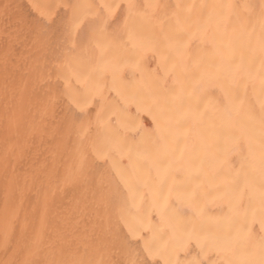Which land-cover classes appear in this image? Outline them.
<instances>
[{"label":"bare ground","instance_id":"6f19581e","mask_svg":"<svg viewBox=\"0 0 264 264\" xmlns=\"http://www.w3.org/2000/svg\"><path fill=\"white\" fill-rule=\"evenodd\" d=\"M262 3L0 0V264H129L159 254L173 264H218L222 253L177 247L168 226L173 198L160 203L166 189L156 162L169 152L187 156L193 145L211 144L209 129L184 125L178 106L164 102L174 81L184 79L179 64L170 62L164 36L174 35L170 25L177 20L196 33L211 13L207 38H240L236 55L252 78L244 96V135L224 174L255 169L258 177L264 159ZM130 13L160 38L155 54L137 57L125 43ZM74 20L79 27L66 39ZM207 51L194 39L189 61ZM116 117L119 128L111 123ZM106 136L118 137L121 147L106 150ZM215 158L209 147V159ZM183 179L176 172L168 183L175 189ZM240 207L249 208L246 194ZM208 212L219 217L227 208L210 206ZM245 220L251 233L241 251L258 262L259 211Z\"/></svg>","mask_w":264,"mask_h":264},{"label":"snow or ice","instance_id":"6c2138e0","mask_svg":"<svg viewBox=\"0 0 264 264\" xmlns=\"http://www.w3.org/2000/svg\"><path fill=\"white\" fill-rule=\"evenodd\" d=\"M129 9L135 5H127ZM155 9L158 5H145ZM212 14L200 26L196 33L190 32L179 20L170 25L172 36H164L170 52V62L179 64L184 73L183 80H175L173 94L164 102L173 110L178 106V118L184 125H199L209 129L211 144L193 145L188 155L167 153L155 164L157 172L164 178V190L161 191V206H167L168 197L173 198L174 207L170 209V231L176 237V245L181 249L188 246L200 248L202 253L209 249L223 254L218 264H264V159L260 162L259 175L255 169L225 175L224 164L235 154L244 135L243 111L246 82L252 78L245 67L242 57H237L236 49L240 38L224 35L219 39L207 38V27ZM79 27L77 20L67 30L66 39ZM123 37L125 43L132 46L135 55L158 50L160 38L148 31L132 17L125 18ZM261 28L264 32V3L261 6ZM163 35V34H161ZM204 45L208 51L204 56L189 61V48L193 40ZM261 64L264 67V38L259 45ZM139 61L137 60V66ZM264 83V74L261 75ZM213 97L215 100L213 101ZM264 120V104H262ZM112 126L119 128V117L112 119ZM121 147L118 137L106 136L105 149L116 151ZM209 147L214 148L215 160L209 159ZM180 172L184 179L175 189L168 181L173 174ZM249 208L243 210L240 201L245 196ZM210 206L227 208L219 217L211 216ZM259 211L261 236V259L257 262L244 254L241 249L250 238L251 227L247 220L241 223V217L254 216ZM152 255V253H149ZM25 264H32L26 261ZM51 264H84L78 259L51 261ZM129 264H173L163 254L155 261L130 260ZM192 264H202L193 261Z\"/></svg>","mask_w":264,"mask_h":264}]
</instances>
